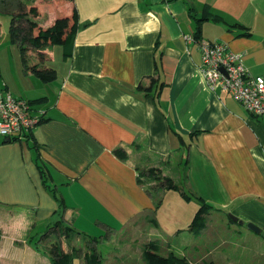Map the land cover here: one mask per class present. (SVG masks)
I'll list each match as a JSON object with an SVG mask.
<instances>
[{
  "label": "crops",
  "instance_id": "obj_1",
  "mask_svg": "<svg viewBox=\"0 0 264 264\" xmlns=\"http://www.w3.org/2000/svg\"><path fill=\"white\" fill-rule=\"evenodd\" d=\"M21 1L41 28L71 17L76 8L78 29L70 57L61 46L46 47L52 52L47 64L59 66L52 82L26 70L11 36L0 38V94L10 91L47 111L29 138L6 141L0 135V250L10 239L14 248L31 249L29 264H51L28 236L34 225L64 210L72 226L93 224L95 215L88 212L111 217L102 241L116 244L117 261L101 256V264H148L143 252L150 241L159 243L163 256L191 264H258L264 235L252 234L248 224L264 232V115L254 116L226 92L209 88L199 40L227 43L252 75L264 74V0ZM209 12L226 23L204 20L201 38L187 43L184 36H195L198 19ZM152 77L159 81L150 91L139 89L150 86ZM198 131L203 133L191 136ZM118 148L127 151V160L115 155ZM179 163L186 164L191 192L211 206L201 233L214 234L210 227L218 226L239 233L238 242L224 237L210 249L209 242L198 245L189 231L193 214L181 213V220L167 214L178 201L197 211L201 202L191 205L192 199L138 181L154 166L179 183ZM56 239L52 234L41 244ZM79 241H64L65 249L83 248L73 264H86ZM95 245L100 253L97 240Z\"/></svg>",
  "mask_w": 264,
  "mask_h": 264
},
{
  "label": "trees",
  "instance_id": "obj_2",
  "mask_svg": "<svg viewBox=\"0 0 264 264\" xmlns=\"http://www.w3.org/2000/svg\"><path fill=\"white\" fill-rule=\"evenodd\" d=\"M11 1L13 0H3L1 2L6 5ZM25 1L28 3L35 2V0ZM15 3L18 6L16 7L18 10L16 12L11 11L12 14L10 13L12 16L9 30L11 41L19 46L26 70L31 71L35 76L44 82H52L57 78L56 70L52 67L46 66L43 62L32 63L27 54L28 47L31 45L33 49L39 52V55L42 58V51L45 50L46 47L52 45L61 46L63 48L65 58L70 57L72 55L75 44V36L78 29L77 9H74L71 17H58L52 26L48 28H41L35 21L27 16L28 12L25 11V6L21 0H17ZM30 13L37 15V8L32 6L30 8ZM206 19L223 21L226 23L220 15L209 12L206 17L198 19L195 38H201L202 22ZM228 25L230 27H235L237 24ZM35 29H37L38 33L34 35L33 32ZM156 81L158 82L159 80L152 77L150 86L139 85V89L148 92L154 86ZM201 133L203 132L198 131L193 133L191 136H197ZM114 153L120 159H128L127 151L124 148H118L114 151ZM138 177V181L140 183H150L151 187L159 186V188L164 190H176L181 192L182 197H184L186 201L191 200L192 196L183 190L173 178L163 174V171L159 167H147L138 174ZM199 199L201 206L194 216L191 228L193 229L197 226L201 231L205 228L207 215L211 206L204 199L200 197ZM59 201L60 207H63L65 204L63 197L60 196ZM62 211L63 210L55 212L53 214L54 216H52L45 224L34 225L28 236V243L32 244L37 251L48 254L51 264H73L75 253L80 254L83 251V248L76 247H72L71 252L66 251L64 241L71 245L76 230L71 224L65 223V221L60 218ZM52 234H55L57 239L53 242H49V244L42 245V241H46V239L50 238ZM87 242L89 244L86 243V253L84 257L86 264H101L102 258L96 249V240H87ZM144 247L143 255L148 264H191L188 262L187 258L178 257L174 254L166 257L160 254V245L157 241H150L146 243Z\"/></svg>",
  "mask_w": 264,
  "mask_h": 264
},
{
  "label": "built area",
  "instance_id": "obj_3",
  "mask_svg": "<svg viewBox=\"0 0 264 264\" xmlns=\"http://www.w3.org/2000/svg\"><path fill=\"white\" fill-rule=\"evenodd\" d=\"M187 43L196 41L193 34L184 36ZM202 62L200 70L212 90L229 94L253 115H264V74L252 75L240 53L218 40H199ZM227 73H224L222 69ZM46 109L15 96L10 91L0 94V135L11 140L29 138L46 116Z\"/></svg>",
  "mask_w": 264,
  "mask_h": 264
},
{
  "label": "rangeland",
  "instance_id": "obj_4",
  "mask_svg": "<svg viewBox=\"0 0 264 264\" xmlns=\"http://www.w3.org/2000/svg\"><path fill=\"white\" fill-rule=\"evenodd\" d=\"M4 1H6V0H4ZM15 1H17V0H13L10 3L6 4L4 6L5 8H3L2 5L0 4V10H2L0 12V35L2 37H0V38H2L3 40H6V38H7V40L10 41L9 28H10L11 19H12V16H11L12 12L7 13L6 11H3V10H7V11L12 10L13 12H16L18 10V8L16 9V7H18V6L16 5ZM12 3H14V4H12ZM8 5H11V6H8ZM27 14H29V12ZM28 52H29L28 56H29L30 61L32 63L43 62V63H46V66H48V67H53L55 69H57V67H59L58 65H48L47 64L50 60L51 55H52V52H48L47 49L42 51L43 52L42 58L39 55V52L37 50L33 49V47L31 45H29V47H28ZM162 168H166L167 170H169V164L166 161H164ZM185 168H186V164L181 165L179 163L177 165L176 164L174 165V171L176 172V175H178V177H181L178 184L180 185V187L183 190H185L186 192H188L192 196L191 197L192 201H190L191 202L190 204L192 205V204H194L193 202H197V201L200 202V199H199V197H196L197 195L194 192H191V191H193V189H191V187L189 186L188 179H186L184 177V175L186 174ZM175 180H177V179H175ZM162 190H164V189H162ZM172 192L177 193L180 196H182L181 192H179V191L172 190ZM174 206H175L174 209H176V210L169 211V213L167 214V216H169V218H171V219L181 220V218L184 217V216H182V217L180 216L181 213H185L187 215L193 214V217H194L195 213L197 212V210L195 209L194 206H191V208H188V204L181 205L180 201H178V203L174 204ZM161 213H164V211L162 210ZM99 214L100 213H96V212H88L87 213V215H90V216L95 215L93 224H95V221H96L99 225L94 226L92 224V222L90 223V221L84 220L85 222H82V223H79V224L73 226L76 230L75 231L76 233L74 234L73 240L77 241L80 239L81 242L79 241L78 245H81L82 247H84V245L86 246V243L89 244L87 242V240H93V239L97 240V247L100 251V255L104 258V260L108 259L110 262H115V261H117V259L113 258L112 254L114 252V255L117 256V254L115 253L116 248H114V246L116 244L114 245V243L110 244V243H107V241L106 242L102 241V240H106V238L108 237L106 229L104 228V224L108 223L112 219H111V217H105V216L99 217L98 216ZM63 217H64V210L62 211L60 218L63 219ZM113 222H115V221H113ZM115 225H118V222H115ZM191 225H192V223H191ZM235 226H237L239 228L242 227V225H236V223H235ZM122 229L123 228L120 226L117 227L118 231H122ZM191 229L192 228L190 226L189 231H192ZM210 230L215 231V233L211 234V231H209V230L207 231V233H204V232L201 233V231L198 229V227L195 226V228H193V233H192L193 240H195V242L198 245H200L201 242H203L204 245L206 242H209V245H208L209 249L211 247L212 248L216 247V245L224 237H229L230 239L234 240L235 243L238 242L239 233H237L235 231L226 233V229H224L222 227L220 228L218 226H215L214 228L210 227ZM250 231L252 232V234H257L256 232H254L252 230H250ZM9 248H13L12 256L8 254ZM3 249H6V251H5L6 255H3V253H4ZM259 250L263 251L264 249H263V247L260 246ZM29 252H31V249H29L27 247H26V249L24 247H22V249H20L19 245H16V247L14 248V243L12 241H10V239H8L4 248H2V250H0V264H29V262L27 261L29 259V256H28ZM34 252H36V251H34ZM36 253L38 254V256L40 258H42V261L47 260L46 256H44L38 252H36ZM192 254H193V252H192ZM210 259L211 258H209V260L207 259L208 261L207 260H205V261H207V263H209ZM238 262H239V264H245L246 263L245 259H240V260H238ZM251 263L252 262H250L249 264H251ZM133 264H135V261H133ZM258 264H264V255H262V257L259 258Z\"/></svg>",
  "mask_w": 264,
  "mask_h": 264
},
{
  "label": "water",
  "instance_id": "obj_5",
  "mask_svg": "<svg viewBox=\"0 0 264 264\" xmlns=\"http://www.w3.org/2000/svg\"><path fill=\"white\" fill-rule=\"evenodd\" d=\"M10 140H11L10 138L6 139V141H10ZM229 217L231 220L241 223V221L235 215L230 213ZM248 225H249V228L252 229L253 231L257 232L258 234L263 233V235H264V232H262V229L259 226H257L256 224L250 223Z\"/></svg>",
  "mask_w": 264,
  "mask_h": 264
},
{
  "label": "bare ground",
  "instance_id": "obj_6",
  "mask_svg": "<svg viewBox=\"0 0 264 264\" xmlns=\"http://www.w3.org/2000/svg\"><path fill=\"white\" fill-rule=\"evenodd\" d=\"M222 70H223L224 73H227L226 70H225L224 68H223Z\"/></svg>",
  "mask_w": 264,
  "mask_h": 264
}]
</instances>
